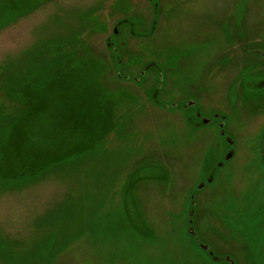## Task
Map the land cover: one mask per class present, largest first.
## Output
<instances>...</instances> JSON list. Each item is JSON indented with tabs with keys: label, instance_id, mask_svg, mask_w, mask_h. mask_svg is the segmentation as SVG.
<instances>
[{
	"label": "rangeland",
	"instance_id": "rangeland-1",
	"mask_svg": "<svg viewBox=\"0 0 264 264\" xmlns=\"http://www.w3.org/2000/svg\"><path fill=\"white\" fill-rule=\"evenodd\" d=\"M263 150L264 0H0V264H264Z\"/></svg>",
	"mask_w": 264,
	"mask_h": 264
},
{
	"label": "crops",
	"instance_id": "crops-1",
	"mask_svg": "<svg viewBox=\"0 0 264 264\" xmlns=\"http://www.w3.org/2000/svg\"><path fill=\"white\" fill-rule=\"evenodd\" d=\"M59 200L60 199H57V197H55L54 199L49 198V200L47 201V205H49L47 207L48 212L50 211L52 215H48L49 221L46 227H48V225L50 224V226H53V229H52V232L47 231L46 236H51L55 238L53 242L55 241V244L57 246L61 245V246L72 247L73 243L78 239L80 235H82L83 231L81 230L78 232L76 231L77 228L70 227L69 220L67 224L64 223V221L70 217V215L66 213L67 205H69V203H68L67 196L63 197L62 200L60 201ZM53 205H57V206L53 207ZM89 219H91V216H89L88 220ZM65 225L68 226L67 229H65L64 227ZM87 232L91 233L89 229Z\"/></svg>",
	"mask_w": 264,
	"mask_h": 264
},
{
	"label": "water",
	"instance_id": "water-1",
	"mask_svg": "<svg viewBox=\"0 0 264 264\" xmlns=\"http://www.w3.org/2000/svg\"><path fill=\"white\" fill-rule=\"evenodd\" d=\"M205 124V123H204ZM222 127H223V125H220L219 126V128L221 129V131H220V135L221 136H223L224 135V132H223V130H222ZM229 144H231V145H233V143L232 142H228ZM264 151V150H263ZM263 155H264V153H263ZM233 157V153H232V151H230V152H228L227 153V155L225 156V161H228V160H230L231 158ZM220 167V166H219ZM208 183H210L211 182V177H210V179L207 181ZM203 187V184H201L200 186H199V189H201ZM193 198H191V200H192ZM192 210L190 211V214H189V217H188V220L191 222V220H192V218H193V206L195 205V203L192 201ZM188 231H189V233H190V235H192L194 238H195V240L197 241L198 240V238H197V236H196V233H195V231L192 229V228H188ZM198 246H199V248L202 250V251H205V252H208V255L209 256H213V253L210 251V249H209V247L207 246V245H204V244H198ZM214 261H215V259H213ZM227 261H228V263L229 264H235L233 261H231L230 259H228L227 258Z\"/></svg>",
	"mask_w": 264,
	"mask_h": 264
},
{
	"label": "flooded vegetation",
	"instance_id": "flooded-vegetation-1",
	"mask_svg": "<svg viewBox=\"0 0 264 264\" xmlns=\"http://www.w3.org/2000/svg\"><path fill=\"white\" fill-rule=\"evenodd\" d=\"M114 32H116V31H114ZM188 108V107H187ZM219 130L221 131V129L219 128ZM192 201V200H191ZM208 253V252H207Z\"/></svg>",
	"mask_w": 264,
	"mask_h": 264
}]
</instances>
